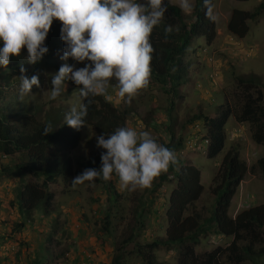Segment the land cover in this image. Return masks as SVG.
I'll list each match as a JSON object with an SVG mask.
<instances>
[{"label": "rangeland", "instance_id": "1", "mask_svg": "<svg viewBox=\"0 0 264 264\" xmlns=\"http://www.w3.org/2000/svg\"><path fill=\"white\" fill-rule=\"evenodd\" d=\"M145 1L136 0L139 3ZM261 1L264 0H213L216 37L208 44L204 36H197L186 49L189 76L181 86L182 95L176 96L171 111L169 110L172 106L166 93L150 84L133 98L131 105L125 102L127 97L122 100L118 96L117 84H109L108 95L112 97L110 101L119 109L127 111V127L136 130L137 124L141 122L143 128L139 132L148 131L151 136L168 139V132L163 125L170 126L171 123L175 138L180 136L185 142L190 126H193L187 122V118L197 109H201L204 116L215 118L218 106L225 103V93L235 91L236 77L239 75L254 74L260 77L259 87L263 92L264 105V16L255 22L247 21L248 32L243 38L233 36L226 28L227 19L233 9L252 10ZM190 3L193 5L194 0H190ZM238 43L240 45L237 51L234 55L230 54L235 51ZM203 47L207 48L206 56L201 52ZM60 51L62 49L48 52L50 68L43 73L39 92H32L21 101L17 91L19 84L10 88L13 95L17 91L12 101L15 110L31 109L35 116L38 115L47 126L50 124L53 130L67 126L66 114L73 106L79 108L83 97L78 86L67 81L62 94L56 100H50V74L58 72L64 63L75 64L76 68L85 67L87 64L86 61L76 62L71 58L64 61L60 58L63 55ZM27 54L25 47L20 58L26 61ZM207 56L211 58L210 61L207 60L210 66L205 64ZM7 71L0 66V78ZM209 73H214L211 78ZM214 79L215 84L212 83ZM1 104L7 106L2 101L0 106ZM6 111V117L13 116L9 114L8 107ZM198 122L197 129L203 135L206 132L203 119ZM223 131V147L212 156L201 151L199 146L208 148L203 142L194 149L186 148L183 143L174 151L179 163L192 165L200 171L201 194L184 215L198 213L202 226L211 224V213L217 202L224 199L227 191L225 185L213 189L212 180L222 159L230 151L236 152L239 159L245 161L246 173L229 202L228 215L235 216L241 210L264 203V170L257 164L264 155V147L252 141L249 124H239L233 116L226 121ZM97 137L91 126H82L79 141L71 150L72 159H86L105 152V149L97 147ZM21 159L20 152L5 160L0 159V170L1 166L11 165ZM83 171L72 161L70 177L64 180L59 175L48 185V189L54 193L50 217L44 216L42 209L38 207L35 209L36 217L27 221L23 229L20 227L15 232L16 223L21 220L16 211V194L21 182L12 177H3L4 174L0 172V233L7 235L1 239L0 264H30L32 260H36L38 264H87L89 258L92 259L90 264H114L113 258L117 255H120V264H146L138 253L137 246L165 235L169 197L176 185L175 178L163 182L160 187L153 188V182L150 188H138L135 191L120 190L118 178L116 193H109L110 196L104 184L96 179L73 186L72 180ZM24 179L40 182L42 177L36 178L27 173ZM106 214L109 223L104 230ZM53 229L56 230L55 233ZM198 239L195 245L191 244V240L184 239L183 243L176 242L170 248L156 249L155 259L161 264H176L182 258L180 251L185 245L192 246L195 253H202L217 246H226L231 237L205 232ZM47 247H52V251L58 255L57 259L53 260ZM260 260L264 264V258ZM237 264H251V261L245 260Z\"/></svg>", "mask_w": 264, "mask_h": 264}, {"label": "trees", "instance_id": "2", "mask_svg": "<svg viewBox=\"0 0 264 264\" xmlns=\"http://www.w3.org/2000/svg\"><path fill=\"white\" fill-rule=\"evenodd\" d=\"M164 3L167 5L165 16L162 22L154 27L150 36L154 52L152 53L149 84L166 93L172 106L169 110L171 111L176 96L181 97L182 95L180 93L181 86L189 76V63L185 58L186 49L197 36H204L208 44L213 42L216 37V27L214 19L206 15L208 8L205 7L204 0L195 1L192 17L187 16L178 5L169 0H164ZM261 16H264V1H261L252 10L233 9L226 23L227 31L235 37L243 38L248 32L247 21L255 22ZM169 25L172 26V31L166 32L165 29ZM61 27V22L54 19L45 41L49 49L48 52L57 51L60 45H65V42L61 40ZM238 45L240 43L230 54L234 55ZM0 46L2 47V41H0ZM48 52L40 62L33 65L20 57H13L7 68L8 71L3 73L0 78V101L7 104V106L3 104L0 106V156H12L18 152L22 154V159L19 162L13 163L11 167L1 166V170L19 178L21 188L16 194L17 209L18 213L27 219L32 218L33 211L38 207L45 214L52 211L54 193L48 189V185L59 175L64 180L69 178L72 161L83 170L87 168L100 170L102 166V152L86 159H72L71 150L76 147L79 141L82 127L77 130L67 125L45 135L44 129L47 125L41 121L38 115L35 116L31 109L15 110V104L12 101L19 90L15 91L13 95L10 88L15 83L20 86L21 64L27 69L25 75L29 78L36 75L41 81L43 71L50 67ZM245 55L247 56V53ZM86 63H90V61H86ZM232 64L234 63L232 62ZM236 78L235 91L225 93V103L218 106L215 118L204 116L201 109H197L195 114L187 118L188 123L203 118L207 125V135L210 138L207 149L208 156H212L222 149L223 127L231 116L238 123H248L252 141L264 147V105L263 92L259 87L260 77L250 74L239 75ZM117 83L116 79L112 78L109 84ZM37 92L39 89L34 85L33 93ZM90 99L92 103L88 104L85 125L91 126L98 136L105 135L107 138L117 128L127 127V111L125 109H119L104 96L90 97ZM82 103L87 104V100L83 98ZM167 106L169 107V105ZM7 107L10 109L9 114L13 116L6 117ZM163 127L168 132V139L163 136L152 137L159 144L174 152L182 146L183 140L180 136L175 138L171 123L170 126L165 124ZM257 164L264 170V155L257 161ZM27 173L36 178L42 177V180L40 182L24 181ZM245 173V161L239 159L236 152H228L212 180L213 189L225 185L227 191L223 196L224 199L217 202L211 213V224L202 226L198 213L184 215L201 194L200 171L192 165H183L179 161L170 164L168 171L161 173L153 181V188H155L156 186L160 187L163 182L169 181L170 174L176 180V185L169 197L166 233L165 236L156 237L150 242L137 246L138 253L143 257L145 263L161 264L155 259L154 251L156 249L170 248L176 242H182L184 239L191 240V244L195 245L201 234L209 232L229 236L231 240L224 247L217 246L202 253H195L192 246L185 245L181 247L180 251L182 258L176 264H237L245 260L251 261V264H263L260 259L264 258V203L241 210L235 216H230L227 213L230 199L243 180ZM96 180L104 184L108 194L116 193L118 176L115 173L111 180L105 181L102 178ZM151 202L154 203L153 199ZM108 220L106 214L104 230L107 229ZM24 226L25 223L22 221L16 223L13 232ZM4 235V233H0V248L2 246L1 239L7 236ZM56 257V255L53 256V258ZM113 262L120 264V255L114 257ZM30 264L38 263L36 260H32Z\"/></svg>", "mask_w": 264, "mask_h": 264}, {"label": "clouds", "instance_id": "3", "mask_svg": "<svg viewBox=\"0 0 264 264\" xmlns=\"http://www.w3.org/2000/svg\"><path fill=\"white\" fill-rule=\"evenodd\" d=\"M177 1L170 2L178 5L187 16L193 15L194 4L192 5L190 0H181V3ZM204 4L208 8L206 15L214 19L213 0L212 14L211 0H204ZM166 11L167 5L164 0H146V3H139L136 0H0V41H2L0 66L7 69L11 59L20 57L25 47L28 53L25 57L27 62L32 65L40 62L49 51L45 41L53 21L59 20L62 25L61 40L65 42V45H60L57 49V51L62 49L60 53L63 55L60 58L64 61L71 58L76 62L90 61V63L81 68H76L75 64L64 63L58 72L50 74L52 79L48 98L56 100L64 91L67 81H72L78 86L80 95L87 100V104L82 103L79 108L73 106L65 116V124L78 130L86 124L88 104L92 103L90 97L104 96L108 101L112 99L108 95L112 78L118 82V96L122 100L127 97L125 102L128 105H131L133 98L141 90L149 86L154 52L150 36L154 27L162 22ZM190 11L191 13H187ZM165 31L171 32L172 26L169 25ZM201 52L206 56L207 48H201ZM207 60L210 61L211 58L207 56L205 60V64L210 66ZM26 71L27 69L21 64L19 86L21 101L32 94L34 85L37 89L41 88L42 79L40 81L36 75L29 78L24 74ZM212 74L214 73H209V78ZM212 83H216L215 79ZM198 121L191 123L193 126H190L186 140L183 141L186 148H197L203 142L201 136H198L197 146L189 147L186 143L194 132L202 135L197 129ZM202 123L206 128L203 135L210 142L207 125L204 121ZM142 128L143 124L139 122L136 130L119 127L107 138L105 135L98 136L97 147L106 150L101 153L102 166L100 170L85 169L72 180L73 186L84 184L86 181L93 182L97 178L108 181L115 173L119 178L120 190L135 191L138 188H150L154 179L161 173L167 172L169 165L177 163V159L171 149L159 144L148 131L139 132ZM50 132H53V129L49 124L44 129V134ZM209 142L203 144L209 146ZM199 147L207 154V147ZM8 157L1 155L0 159L5 160ZM11 165L6 166L11 167ZM0 172L4 174L3 177H12L19 181L15 175H8L9 173L6 174L2 170ZM173 177L169 175V179ZM16 211L21 217L20 221L25 224L36 217V210L33 211L31 219L20 215L18 209ZM50 213L43 215L49 217ZM55 232L56 230L53 229V233ZM48 250L52 258L54 255L57 256L53 260L58 258L52 247ZM91 262L92 259L89 258L87 264Z\"/></svg>", "mask_w": 264, "mask_h": 264}, {"label": "built area", "instance_id": "4", "mask_svg": "<svg viewBox=\"0 0 264 264\" xmlns=\"http://www.w3.org/2000/svg\"><path fill=\"white\" fill-rule=\"evenodd\" d=\"M198 136H201V139L203 140V142L205 144H207L209 142L208 138L205 135L202 136V135H199V133L194 132L193 135H192V138H190V139L187 140V142H186L187 145L189 147H195V146H197L198 145L197 144V138H198Z\"/></svg>", "mask_w": 264, "mask_h": 264}, {"label": "crops", "instance_id": "5", "mask_svg": "<svg viewBox=\"0 0 264 264\" xmlns=\"http://www.w3.org/2000/svg\"><path fill=\"white\" fill-rule=\"evenodd\" d=\"M178 2V1H177ZM179 2L181 3V0H179ZM239 124H242V123H239ZM49 217H50V215H49Z\"/></svg>", "mask_w": 264, "mask_h": 264}]
</instances>
